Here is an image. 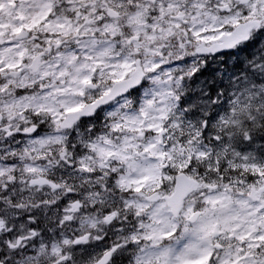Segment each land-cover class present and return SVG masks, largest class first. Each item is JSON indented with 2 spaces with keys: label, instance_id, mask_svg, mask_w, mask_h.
Wrapping results in <instances>:
<instances>
[{
  "label": "snow or ice",
  "instance_id": "snow-or-ice-1",
  "mask_svg": "<svg viewBox=\"0 0 264 264\" xmlns=\"http://www.w3.org/2000/svg\"><path fill=\"white\" fill-rule=\"evenodd\" d=\"M0 264H264V0H0Z\"/></svg>",
  "mask_w": 264,
  "mask_h": 264
},
{
  "label": "clouds",
  "instance_id": "clouds-1",
  "mask_svg": "<svg viewBox=\"0 0 264 264\" xmlns=\"http://www.w3.org/2000/svg\"><path fill=\"white\" fill-rule=\"evenodd\" d=\"M113 103L115 104L116 101H113ZM103 123H104V122L101 121V124H96L95 127L99 128V127L102 126ZM91 127H92V125H88L87 127H82V128L80 129V133H81V135H83V136H87V135H88V129L91 128ZM72 131H73L72 129L68 130V134L71 135V132H72ZM62 149H63V145H61V146L57 149V151H61ZM89 163H93V162H92V161H89ZM93 166H94V165H93Z\"/></svg>",
  "mask_w": 264,
  "mask_h": 264
}]
</instances>
